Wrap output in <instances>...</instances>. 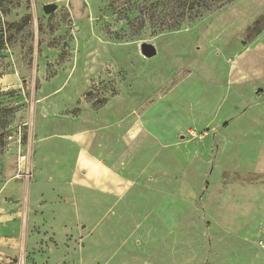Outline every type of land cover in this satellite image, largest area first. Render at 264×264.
<instances>
[{
    "label": "rangeland",
    "instance_id": "rangeland-1",
    "mask_svg": "<svg viewBox=\"0 0 264 264\" xmlns=\"http://www.w3.org/2000/svg\"><path fill=\"white\" fill-rule=\"evenodd\" d=\"M153 1L0 0V264H264V0Z\"/></svg>",
    "mask_w": 264,
    "mask_h": 264
},
{
    "label": "trees",
    "instance_id": "trees-1",
    "mask_svg": "<svg viewBox=\"0 0 264 264\" xmlns=\"http://www.w3.org/2000/svg\"><path fill=\"white\" fill-rule=\"evenodd\" d=\"M230 1L232 0H155L149 6V11L145 9L149 16L146 17L144 11H141L142 20L147 18L167 27H177L178 23L196 18L202 10L219 8Z\"/></svg>",
    "mask_w": 264,
    "mask_h": 264
},
{
    "label": "crops",
    "instance_id": "crops-1",
    "mask_svg": "<svg viewBox=\"0 0 264 264\" xmlns=\"http://www.w3.org/2000/svg\"><path fill=\"white\" fill-rule=\"evenodd\" d=\"M78 163L76 164L75 167V187L76 189H85V190H92L94 189L93 187H100L101 189L105 190L106 192L110 193L112 192L111 188L117 187L120 189V191H115L114 193H119V195L123 192L126 191V183H116V185H111L110 179H106V177L109 175L107 171H105V168L99 166L98 164H95L91 159L87 160L86 158L81 159L80 161H77ZM88 163H92L94 167L97 168L98 171V176L95 179L90 180L88 178L90 172L88 171ZM93 176V173H91V177ZM111 177V176H110ZM115 196V195H114ZM120 198V196L118 197ZM62 203V201H60ZM60 207V206H59ZM61 209V207H60ZM60 220H63V217H59Z\"/></svg>",
    "mask_w": 264,
    "mask_h": 264
},
{
    "label": "water",
    "instance_id": "water-1",
    "mask_svg": "<svg viewBox=\"0 0 264 264\" xmlns=\"http://www.w3.org/2000/svg\"><path fill=\"white\" fill-rule=\"evenodd\" d=\"M56 7L55 3H47L42 6V9L45 13H51L56 9ZM140 52L145 57L150 58L156 54L157 50L152 43L143 41L140 44Z\"/></svg>",
    "mask_w": 264,
    "mask_h": 264
}]
</instances>
